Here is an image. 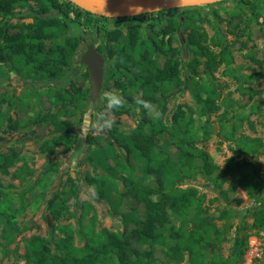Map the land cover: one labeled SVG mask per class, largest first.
Here are the masks:
<instances>
[{"label":"rangeland","instance_id":"rangeland-1","mask_svg":"<svg viewBox=\"0 0 264 264\" xmlns=\"http://www.w3.org/2000/svg\"><path fill=\"white\" fill-rule=\"evenodd\" d=\"M37 3L27 0L15 8L12 16L3 18L8 23L11 32L19 30V25L34 21V11ZM260 9L264 14V0ZM162 16L140 14L123 18H108L101 20L96 15H86L92 19L90 26L84 27L69 22L68 36L76 37L80 41L72 65L67 67L64 74L56 81L49 82L44 76L26 77L21 72L10 69L9 64L0 63V111L4 117L16 120L25 118L47 119L44 123H34L18 130L8 129V120L0 130V152H7L14 148L20 155V160L10 169L9 174L0 173V182L4 193H8L14 208L20 211L15 221L8 223L6 218L0 216V264H30L24 259L26 253V239L40 235L48 240L54 249L57 240L64 234L62 226L72 227L75 231V241L83 244L81 232L82 222L94 221L95 229L100 231L107 228L126 234L135 226L132 216L144 217L147 213L143 198H151L154 202L158 196L153 193L155 179L148 175L141 187L126 185L124 181L111 177V188L108 198H101L95 188L88 184L85 178L88 175H107L90 160V151L94 148L89 139L113 137L110 131L101 133L89 132L82 136L79 128L83 123L84 113L94 105L95 113L105 110V102L101 101V94L105 91L119 93L125 103L122 107L112 110L111 118L114 120L113 128L126 132L135 130L142 121L147 124L156 117H150L148 109L142 113L140 107L125 98V92L118 89L113 80L108 79L111 61L108 48L114 42L108 39L107 31L120 34L124 40L129 29L137 26L143 39L154 38L158 41L172 43L177 57L181 62L183 85L171 88V96L162 112H159L168 126L173 125V119L179 107L196 110L195 126H206L211 132L207 141L200 142L213 157L219 168L211 175L205 176L198 172L179 182L178 187L196 188L199 194L205 195L204 207L208 215L222 226L227 219L221 218L224 211L230 213L229 222L232 228L227 232V239L220 243L221 253L230 258L234 264H264V229L258 232L247 229L248 243L243 248V255L235 257L234 249L237 245L239 226L250 227L253 222L252 212L256 206L255 199L251 198L242 186L234 187L233 178L225 169L226 160L232 155L235 142L231 136L240 137L247 135L261 139V152L255 156L247 155L244 158L253 160L262 170L264 177V25L258 24L252 18L250 9L232 0H218L193 6L177 7L161 11ZM44 17L64 18L56 10L43 14ZM189 17H191L189 19ZM2 17L0 16V19ZM175 19L178 26L184 27L189 23L205 30L209 43L213 37H218L230 51L233 59L230 63H222L217 70L208 72L205 65L201 64L199 74H192L189 63L193 59L204 61L197 56L191 46L186 42L187 32L179 29L168 35H163V30ZM51 40L47 41L50 45ZM90 44H93L102 54L107 56L103 85L99 99L92 98V84L90 71L86 65L80 63L81 58ZM219 52V48H213ZM158 62H162L161 53H155ZM232 71L234 74L228 73ZM214 85L219 99V110L209 115L199 114V104L193 91L192 79ZM72 97L79 96L83 107L75 108V113L62 115L64 111H71L74 104L62 106L52 99V95L61 96L64 90ZM66 93V92H64ZM136 92L135 95H139ZM26 104V106L23 105ZM158 111L157 103H150ZM121 111H128L121 113ZM53 119L69 122L73 133L79 137L71 151L65 152L63 145L53 148L54 157L50 152H43L41 145L58 135ZM115 143L120 160L127 164L134 174V181L142 177L139 172V160L133 155H127L123 148ZM159 147L167 146L171 157L178 161L179 149L172 141L170 135L164 134L158 138ZM29 170V173L24 172ZM31 171V172H30ZM121 175L122 172H117ZM18 175V176H17ZM127 176V173L124 174ZM77 189L78 199L71 194L72 187ZM69 193L67 204L71 216L56 218L52 214L49 200L54 197H64ZM173 224L178 227L181 218L171 212ZM143 247V246H141ZM154 264H190L186 256L181 263L169 262L162 247L156 251Z\"/></svg>","mask_w":264,"mask_h":264},{"label":"trees","instance_id":"trees-1","mask_svg":"<svg viewBox=\"0 0 264 264\" xmlns=\"http://www.w3.org/2000/svg\"><path fill=\"white\" fill-rule=\"evenodd\" d=\"M27 0H0V63L9 64L10 69L23 73L26 77L44 76L49 82L56 81L72 65L80 41L76 37L68 36L70 20L80 26H90L92 19L84 17L94 15L68 0H34L37 3L34 9L35 19L30 23L19 25V30L11 32L4 17L12 16L15 8ZM250 9L252 18L258 24L264 25V14L260 9L262 0H232ZM56 10L64 16L44 17L43 14ZM84 13V14H83ZM162 12L147 13L150 15ZM101 20L108 17L98 16ZM191 17H189L190 19ZM119 19V18H118ZM180 30L187 32L186 42L194 53L204 61L193 59L189 63L192 74H199L198 67L204 64L208 72H213L222 64H228L233 59L230 51L218 37H213L209 43L205 30L195 25L178 26L175 19L163 30L168 35ZM108 39L114 42L108 48L111 66L108 79L113 80L118 89L125 92V98L135 104V98L150 103H157L158 112H162L171 96V88L183 85L181 62L177 57L172 43L158 41L154 38H142L137 26H132L124 40L114 31H107ZM51 40L50 45L47 41ZM90 44L88 48L92 47ZM87 48V49H88ZM213 48H219L217 52ZM86 49V50H87ZM85 50V51H86ZM98 51H101L97 48ZM161 53L162 62H158L155 53ZM81 63V61H80ZM230 74L232 71H228ZM193 91L199 104V114L209 115L219 110V94L211 83L199 82L192 79ZM66 92V93H64ZM59 97L52 95V99L62 106L74 104L71 111L62 115L75 113V108L83 107V102L72 97L66 89ZM140 92L139 95H135ZM26 106L25 103H23ZM138 106V105H137ZM140 107L142 113L147 109ZM128 111H121V113ZM196 110L193 107H179L173 119V125L168 126L162 117L147 124L142 121L132 132H126L114 127L110 131L118 147L123 148L127 155H133L139 160V172L142 177L134 181V174L120 158L113 140L102 137L89 139L94 146L90 151V160L107 175H88L85 180L92 185L101 198H108L112 178L124 181L126 185L141 187L148 175H153L155 185L153 193L158 196L154 202L151 198H143L147 213L144 217L134 215L132 221L135 226L129 231L117 232L107 228L100 231L95 229L94 221L82 222L81 245L75 241V231L72 227L62 226L63 236L60 237L53 249L48 240L40 235H34L25 241L26 253L24 259L30 264H154L158 247L169 262L181 263L188 257L190 264H234L229 257L221 253L220 243L227 239V232L232 228L229 222L230 213L224 211L221 218L227 219L219 226L213 217L208 215L204 207L205 195L199 194L196 188H181L177 184L193 172H200L211 176L219 165L212 155L200 142L207 141L211 132L206 126H195ZM8 120L9 130H18L34 123H44L47 119L19 118L12 120L5 118L0 111V130ZM56 131L61 134L45 141L41 145L43 152H52L53 148L63 145L65 152L71 151L78 143L79 137L73 133L69 122L53 119ZM164 134L170 135L179 149L178 161H175L167 146L159 147L158 138ZM235 145L232 155L226 160L225 169L234 180V187L242 186L248 195L255 199L256 206L252 212L253 222L250 227L239 226L237 245L234 249L235 257L243 255V248L248 243L249 233L243 231L252 229L255 232L264 229V177L260 165L253 160H247V155L255 156L261 151V139L242 135L231 136ZM0 140L2 137L0 136ZM264 153V150L263 152ZM54 157V152L51 153ZM20 160L19 153L11 148L7 152H0V173L9 174L10 169ZM122 172L118 175L117 172ZM31 172V171H30ZM29 173V170L24 172ZM127 173L125 177L124 174ZM18 176V175H17ZM71 194L78 199L77 189L72 187ZM69 193L64 197H54L49 200L52 214L56 218L71 216L67 201ZM20 210L14 208L8 193H4L0 182V216L8 223L14 222ZM171 212L181 218L178 227L173 224ZM143 246V247H141Z\"/></svg>","mask_w":264,"mask_h":264},{"label":"water","instance_id":"water-1","mask_svg":"<svg viewBox=\"0 0 264 264\" xmlns=\"http://www.w3.org/2000/svg\"><path fill=\"white\" fill-rule=\"evenodd\" d=\"M78 7L98 16L108 18H123L145 13L159 12L166 9L193 6L211 3L218 0H140L134 3L132 0H68ZM107 56L100 53L95 46L88 48L81 63L90 71L92 84L91 96L96 101L99 99L103 85Z\"/></svg>","mask_w":264,"mask_h":264},{"label":"clouds","instance_id":"clouds-1","mask_svg":"<svg viewBox=\"0 0 264 264\" xmlns=\"http://www.w3.org/2000/svg\"><path fill=\"white\" fill-rule=\"evenodd\" d=\"M100 99L105 102V110L95 113V117L93 118V113L95 111V106L93 105L89 111L84 113L83 123L79 128L82 136L87 135L89 132L101 133L106 130L111 131L114 125V120L111 118L112 110L122 107L125 103L123 97L119 93L113 91L103 92ZM135 103L138 106H143L145 109H148L150 117L159 116V112L156 110L155 106L141 99L140 96L135 98Z\"/></svg>","mask_w":264,"mask_h":264},{"label":"bare ground","instance_id":"bare-ground-1","mask_svg":"<svg viewBox=\"0 0 264 264\" xmlns=\"http://www.w3.org/2000/svg\"><path fill=\"white\" fill-rule=\"evenodd\" d=\"M132 2H134V3H141L140 0H132Z\"/></svg>","mask_w":264,"mask_h":264}]
</instances>
